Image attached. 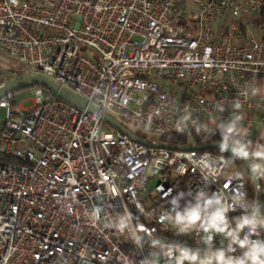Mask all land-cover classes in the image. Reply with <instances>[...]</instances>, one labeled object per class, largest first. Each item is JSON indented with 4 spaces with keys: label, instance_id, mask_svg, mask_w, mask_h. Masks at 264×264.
<instances>
[{
    "label": "built area",
    "instance_id": "obj_1",
    "mask_svg": "<svg viewBox=\"0 0 264 264\" xmlns=\"http://www.w3.org/2000/svg\"><path fill=\"white\" fill-rule=\"evenodd\" d=\"M262 9L264 0H0V49L18 63L13 80L41 75L85 102L42 85L29 108L14 91L0 96V264H144L159 249L147 236L133 243L136 225L202 249L197 233L176 234L162 215L179 193L180 209L201 189L248 198L247 172L208 149L106 131L104 114L157 143L185 115L228 120L236 103L249 132L245 110L264 122L251 96L264 79V24L258 36L237 37L238 23L219 33L214 24ZM125 212L133 219L120 232L111 224Z\"/></svg>",
    "mask_w": 264,
    "mask_h": 264
},
{
    "label": "clouds",
    "instance_id": "obj_2",
    "mask_svg": "<svg viewBox=\"0 0 264 264\" xmlns=\"http://www.w3.org/2000/svg\"><path fill=\"white\" fill-rule=\"evenodd\" d=\"M245 95L248 93L245 92ZM252 98L260 97V106L264 108V92L257 87L251 89ZM233 112L230 119L222 120L218 115H212L207 121L199 118L193 119L185 115L175 127L179 133H188L195 130L197 135H210L219 130L222 137L219 144L221 153L229 152L230 161L249 160L250 175L264 179V144L253 147L248 139L249 132L244 126L240 105L233 103ZM224 111V105H218L215 113ZM214 181L215 170L208 174ZM208 177L205 181H208ZM184 197L179 193L173 197L171 210L162 215L161 222H166L169 229L176 234L199 235L200 243L204 245L193 248L186 244H177L167 240L153 237L151 232L142 225L135 226L133 243L142 247L144 236L150 240V248L159 249L151 254L144 264H264V239L259 234L264 229V208L257 201L247 198L243 191H236L231 197H226L222 192L211 195L204 190H197L194 197L195 203L187 202L180 209L179 201ZM239 208L242 214L230 218L229 212ZM100 209L94 210V219H99ZM133 219L131 213L120 214L111 226L124 232L129 229V222ZM220 236L221 246H214V238ZM257 238H253V237ZM239 251V255H234Z\"/></svg>",
    "mask_w": 264,
    "mask_h": 264
},
{
    "label": "crops",
    "instance_id": "obj_3",
    "mask_svg": "<svg viewBox=\"0 0 264 264\" xmlns=\"http://www.w3.org/2000/svg\"><path fill=\"white\" fill-rule=\"evenodd\" d=\"M255 19L256 16L254 17L253 14H242L239 18L235 19L226 15L214 24V29L218 31V33L220 31L224 32L228 28L229 24L234 21L238 23V30L235 31L236 37L240 34L258 36V25L255 23ZM236 42H239V38H236ZM16 66H18L16 60L8 53L0 49V68H4L3 70L0 69V83L3 80H13V72L9 69ZM257 86L261 92H264V79H259L257 81ZM257 99L260 100V97H257ZM245 113L248 116H252L254 120V124L249 130L248 139L252 141L253 147L258 144H264V122L260 120L258 113L250 109L245 110ZM259 179L262 199H264V179Z\"/></svg>",
    "mask_w": 264,
    "mask_h": 264
},
{
    "label": "water",
    "instance_id": "obj_4",
    "mask_svg": "<svg viewBox=\"0 0 264 264\" xmlns=\"http://www.w3.org/2000/svg\"><path fill=\"white\" fill-rule=\"evenodd\" d=\"M35 84L42 85L48 89L56 91L59 94L69 98L70 100L80 105H85V102L79 97H77L76 95L70 93L69 91L63 88H60L58 85L54 84L53 82L41 76H27V77H23L20 79L8 81L4 85L0 86V96L5 94L7 91H14L18 88H21L27 85H35ZM104 119L109 121L114 127L126 133L127 135L134 138L135 140L141 143H144L146 145H151V146H164V147H171V148H177V149H191V148L208 149V148H219V144L221 142V141H215V142L204 143L201 145H182V146H172V145H166V144H162L158 142L154 143V142L146 141L143 138H140L139 136L134 134L131 130L127 129L126 127L121 125L119 122H117L115 119L110 117L108 114H104ZM243 161L246 166V171L253 182L254 191H255L254 201H257L259 203V206L262 208V201H264V199H262L260 179L254 175H250V161L249 160H243ZM262 231H264V229H262Z\"/></svg>",
    "mask_w": 264,
    "mask_h": 264
},
{
    "label": "trees",
    "instance_id": "obj_5",
    "mask_svg": "<svg viewBox=\"0 0 264 264\" xmlns=\"http://www.w3.org/2000/svg\"><path fill=\"white\" fill-rule=\"evenodd\" d=\"M255 23L257 25L264 24V9H262L260 11V15H259V17H257L255 19ZM136 135H138L139 137L141 136L137 132H136ZM191 139L193 142L192 145H201L204 143L221 141L222 137L220 135V132L216 130L210 135H203V134L197 135L196 132H193L191 134ZM157 141H158V143H162V144H166V145H172V146L188 145V134L187 133H179V132H169V133H166V134L159 136L157 138ZM208 150L213 151V152L218 153V154H222L223 156L226 157L229 164H232V165L236 166L237 168L246 171V166H245V163L243 160L230 161L228 159L231 156L230 151L225 152V153H221L219 151V148H208ZM247 179H250L249 175H248Z\"/></svg>",
    "mask_w": 264,
    "mask_h": 264
},
{
    "label": "rangeland",
    "instance_id": "obj_6",
    "mask_svg": "<svg viewBox=\"0 0 264 264\" xmlns=\"http://www.w3.org/2000/svg\"><path fill=\"white\" fill-rule=\"evenodd\" d=\"M0 69L3 70L4 68H0ZM41 77H43V76H41ZM36 86H37V84L27 85V86L16 89L14 91L15 103L19 104L23 108L31 107L32 106L31 99H32V95H33V92H34V89ZM2 119H3V110L0 111V120H2ZM102 128L106 131H113L115 129V127L112 124H110V122H107V121H103ZM151 187H152V183L149 184L148 188L150 189ZM246 188H247V192H248V198L254 201L255 191H254V186H253V182H252L251 178L250 179L246 178Z\"/></svg>",
    "mask_w": 264,
    "mask_h": 264
}]
</instances>
